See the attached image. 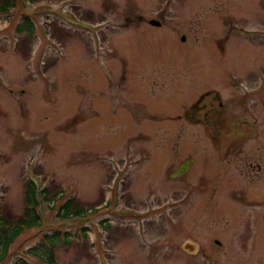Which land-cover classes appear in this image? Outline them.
Returning <instances> with one entry per match:
<instances>
[{"label": "rangeland", "instance_id": "374dc122", "mask_svg": "<svg viewBox=\"0 0 264 264\" xmlns=\"http://www.w3.org/2000/svg\"><path fill=\"white\" fill-rule=\"evenodd\" d=\"M6 9L0 217L30 179L55 202L0 264H264V0Z\"/></svg>", "mask_w": 264, "mask_h": 264}, {"label": "trees", "instance_id": "16d2710c", "mask_svg": "<svg viewBox=\"0 0 264 264\" xmlns=\"http://www.w3.org/2000/svg\"><path fill=\"white\" fill-rule=\"evenodd\" d=\"M28 1L34 2L35 0ZM8 4L9 0H2L0 9L2 11H7L6 7L8 6ZM30 24L31 23L25 18L24 23L20 25L18 31H24V27H27V32L29 35H31L33 33V28ZM47 193L48 191L46 190V200H48ZM25 203L26 204L22 215L16 218V220L10 227H6V221L0 217V262L2 261L3 255L6 254V249L8 248V246L12 244L24 230L38 227L40 225V216L37 213V206L34 200V188L33 185L29 182H27L25 189ZM59 210H61L62 213L59 214L58 212V215H62L64 217L72 214L77 215L79 212H82V210L75 209L71 200H67L64 204H62ZM50 253L51 251H49V255L51 257L52 255Z\"/></svg>", "mask_w": 264, "mask_h": 264}, {"label": "water", "instance_id": "95a60500", "mask_svg": "<svg viewBox=\"0 0 264 264\" xmlns=\"http://www.w3.org/2000/svg\"><path fill=\"white\" fill-rule=\"evenodd\" d=\"M152 24H156V25H158V23H156V22H154V21L152 22ZM194 248H195V246H194L193 244H191V242H189V241H186V242L183 243V245H182V249H183L185 252L189 253V254H193V253H195Z\"/></svg>", "mask_w": 264, "mask_h": 264}, {"label": "flooded vegetation", "instance_id": "af4514ba", "mask_svg": "<svg viewBox=\"0 0 264 264\" xmlns=\"http://www.w3.org/2000/svg\"><path fill=\"white\" fill-rule=\"evenodd\" d=\"M139 216V215H138Z\"/></svg>", "mask_w": 264, "mask_h": 264}]
</instances>
